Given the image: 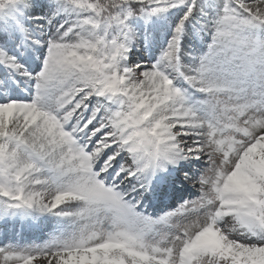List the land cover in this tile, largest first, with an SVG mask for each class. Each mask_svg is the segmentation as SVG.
Returning a JSON list of instances; mask_svg holds the SVG:
<instances>
[{
  "label": "snow or ice",
  "instance_id": "6c2138e0",
  "mask_svg": "<svg viewBox=\"0 0 264 264\" xmlns=\"http://www.w3.org/2000/svg\"><path fill=\"white\" fill-rule=\"evenodd\" d=\"M0 264H264V0H0Z\"/></svg>",
  "mask_w": 264,
  "mask_h": 264
},
{
  "label": "rangeland",
  "instance_id": "374dc122",
  "mask_svg": "<svg viewBox=\"0 0 264 264\" xmlns=\"http://www.w3.org/2000/svg\"><path fill=\"white\" fill-rule=\"evenodd\" d=\"M40 13V12H39ZM43 13H41V15H42ZM35 15H36V13H35ZM59 19V18H58ZM38 22H40V23H45V21H43V20H40V21H38ZM141 40L142 41H144V39H142L141 38ZM150 45V44H149ZM156 55L158 56V52L156 51ZM26 67H27V65H25ZM34 66V65H33Z\"/></svg>",
  "mask_w": 264,
  "mask_h": 264
}]
</instances>
